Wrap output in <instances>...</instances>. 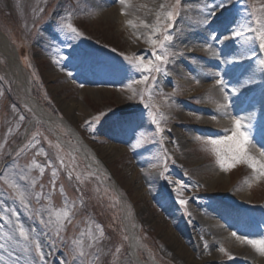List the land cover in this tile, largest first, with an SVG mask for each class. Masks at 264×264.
<instances>
[{"label": "rangeland", "instance_id": "374dc122", "mask_svg": "<svg viewBox=\"0 0 264 264\" xmlns=\"http://www.w3.org/2000/svg\"><path fill=\"white\" fill-rule=\"evenodd\" d=\"M220 3L0 0V32L24 86L53 116L25 133L34 116L0 54V264H136L127 220L144 262L264 264L244 242L264 238V177L255 179L243 163L223 171L207 143L225 129L231 134L211 103L214 90L223 89L228 106L248 114L253 142L264 145V51L254 31L257 18L264 21V0ZM66 23L81 35L61 31ZM165 35L171 39L160 49ZM209 36H219L228 50L217 47L219 40L212 48ZM154 50L166 52L167 62L155 61ZM136 57L163 69L151 72L155 81L141 82ZM199 106L210 109L206 124L194 118ZM70 127L92 146L105 174L77 150ZM249 150L264 159L256 147ZM10 185L24 192L27 207ZM64 211L71 222L61 227L56 213Z\"/></svg>", "mask_w": 264, "mask_h": 264}, {"label": "snow or ice", "instance_id": "6c2138e0", "mask_svg": "<svg viewBox=\"0 0 264 264\" xmlns=\"http://www.w3.org/2000/svg\"><path fill=\"white\" fill-rule=\"evenodd\" d=\"M124 0H121V3H123ZM180 0H176V4L179 5ZM163 7V5H161ZM219 8H224L225 5L223 3V0H221V3L218 5ZM123 14V12H122ZM215 11L213 10L210 12V15L215 16ZM70 18V17H69ZM167 18L171 20L173 18V13L168 12ZM157 19H159V14H157ZM131 24V21L128 22ZM257 25L259 26L254 31L257 32L256 39L259 40V49L261 51H264V21H261L259 18H257L256 21ZM171 27V25H169ZM61 31H67L73 34L74 37H78L81 34L78 32V30L71 24H61L60 25ZM241 35L240 32H235L234 36ZM170 35H165L164 40L159 42V48H164V41L170 40ZM151 44H156L157 42L155 40H149ZM154 60L166 63L168 59V55L165 52L163 55L159 54L157 51H153L152 53ZM125 59H131L128 57H125ZM261 64H264V60L261 61ZM136 69L141 71L142 73V80L141 82L147 81L150 77L153 81L156 80L155 76H151V72L155 71L157 73L163 71V69L159 66V64H154L153 60H148V63H144V58L136 57L135 58V64L133 65ZM144 73H148V75H143ZM216 83L219 85L222 83V81L217 80ZM149 88L152 87V85L148 86ZM221 91H224L221 89ZM227 96L225 95L223 99L227 100ZM146 108H149L150 105L145 104ZM219 107H227V105H219ZM106 115V113H101L99 116L94 117V120H99L101 116ZM215 118V117H213ZM153 122L157 124V131H161L159 128V122L155 120V117H153ZM86 124H89V121L85 122ZM250 124H247L243 122L241 119L233 118L232 119V128H231V134H227L228 130L225 129L226 135H224L221 138L218 139H209L207 143L211 144L213 146L212 151L215 153L217 157V164L223 171H227L232 167H235L237 164H246L250 169H252L255 179H259L260 177H264V159H257L256 156L252 155L250 152V146L256 147L257 151L259 152V156L261 158H264V145H260L257 147V145L253 142V138L250 132ZM41 171L43 169L41 168ZM55 174V173H54ZM10 187H13L16 189L17 198L19 199L21 204H24L25 207L27 205L25 204V194L24 192L20 191L18 188H16L15 185H10ZM178 203L180 205H185L186 201L183 199L178 200ZM56 219L61 225V227L64 224V221L67 220L69 223L71 222V217L69 216L68 211H64L62 214L60 212L56 213ZM43 222V221H42ZM57 234H59V229H57ZM19 235L25 240H28V235L24 231L23 228H20ZM233 236H236L237 234L235 232L232 233ZM247 244H249L257 253L264 256V238L261 239H245ZM3 245L0 244V248H2ZM89 247H92L90 244ZM207 247V245H206ZM221 252H224L225 250L223 248L220 249ZM36 252L40 253V246L36 245ZM80 255L83 256L85 253L83 251L80 252ZM75 256L73 259L75 260ZM231 258V257H230ZM43 259V257H41Z\"/></svg>", "mask_w": 264, "mask_h": 264}, {"label": "bare ground", "instance_id": "6f19581e", "mask_svg": "<svg viewBox=\"0 0 264 264\" xmlns=\"http://www.w3.org/2000/svg\"><path fill=\"white\" fill-rule=\"evenodd\" d=\"M111 10L107 12V15L109 16L111 14ZM129 21H132V18H127L126 22L128 23ZM145 24H142V26H144ZM219 28H217L216 30H218ZM179 30H183V32H186L187 28L185 27V25H183L182 23L179 26ZM191 34H186L182 39H180V46L181 43H187L189 41ZM212 35V34H211ZM193 36V35H191ZM208 38V37H207ZM209 40L211 42L212 48H215L214 46H216V44H218V40H219V46L217 45V47H219V49L222 51L225 49V51L228 50V48L225 46L223 40L220 39L219 36H215L213 37V39L209 36ZM217 40V41H216ZM182 47V46H181ZM181 47L177 48V50L181 51ZM0 54L2 56H4L7 59V63H8V73L10 75V77L13 78V81L18 83L20 82V84H18L17 86H19V90H21L25 96V103H27V105L30 107L31 112L33 113V119L30 121V123H28L27 125V129L25 133H28V131L33 127L34 123L36 122V120L40 119V120H44V121H48L53 119V116H51L50 114H48L43 107L38 103V101L36 99H34L29 90L27 89V87L24 86V73L23 70L21 69L17 58H16V54L14 53V51L9 47V44L7 42V39L0 33ZM216 54V53H215ZM213 54V55H215ZM213 59L217 60L215 57H212ZM216 63V61H213ZM22 83V84H21ZM24 87V88H23ZM202 90H199L197 92H201ZM224 95L222 93V91L220 89H216L214 90L213 96H211V103H213L216 106L217 111L219 112L220 116L225 118L226 122H229V124L232 126V119L233 118H237V119H241L243 120V122L246 120L248 114L244 113L242 115H238L237 114V110L238 107L237 106H233L230 107L228 106L227 102L225 99H223ZM209 103V104H211ZM227 105V107H219V105ZM209 110V111H208ZM210 112V109L205 107V106H199L196 107L195 109V114H194V118L196 120V122L198 124H206V118L204 116V114ZM188 116L183 115L182 119H187ZM70 131L72 132L73 136L76 138V141L78 142V146H77V150L81 153V155L85 158L86 162L90 165H93L94 168L98 169L101 173H106L105 172V167L103 165V163L95 158L93 155L95 153L94 149L92 148V146L83 138L80 137L79 133H77V131L73 128L70 127ZM260 133H262V127H260L257 131V135H259ZM262 135V134H260ZM259 135V136H260ZM258 138V137H257ZM257 145L260 146L262 145V143H258ZM93 157V159L91 158ZM127 232L129 235V257L136 263V264H155L152 261H147L144 262L139 258L138 255V242L136 240V235H135V228L131 225V223L127 220ZM264 261V260H263Z\"/></svg>", "mask_w": 264, "mask_h": 264}, {"label": "trees", "instance_id": "16d2710c", "mask_svg": "<svg viewBox=\"0 0 264 264\" xmlns=\"http://www.w3.org/2000/svg\"><path fill=\"white\" fill-rule=\"evenodd\" d=\"M104 264H108V262L104 263Z\"/></svg>", "mask_w": 264, "mask_h": 264}, {"label": "water", "instance_id": "95a60500", "mask_svg": "<svg viewBox=\"0 0 264 264\" xmlns=\"http://www.w3.org/2000/svg\"><path fill=\"white\" fill-rule=\"evenodd\" d=\"M115 185V184H114Z\"/></svg>", "mask_w": 264, "mask_h": 264}]
</instances>
